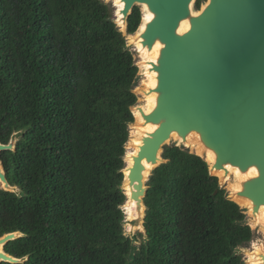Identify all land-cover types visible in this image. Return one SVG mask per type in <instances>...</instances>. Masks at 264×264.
Listing matches in <instances>:
<instances>
[{
	"label": "trees",
	"instance_id": "trees-1",
	"mask_svg": "<svg viewBox=\"0 0 264 264\" xmlns=\"http://www.w3.org/2000/svg\"><path fill=\"white\" fill-rule=\"evenodd\" d=\"M207 0H197L200 10ZM105 0H0V153L19 192L0 188L3 264H246L255 231L209 162L185 146L147 182L142 241L125 232L122 188L140 68Z\"/></svg>",
	"mask_w": 264,
	"mask_h": 264
},
{
	"label": "water",
	"instance_id": "water-1",
	"mask_svg": "<svg viewBox=\"0 0 264 264\" xmlns=\"http://www.w3.org/2000/svg\"><path fill=\"white\" fill-rule=\"evenodd\" d=\"M196 1L122 0L120 14L126 32L134 7L146 6L153 17L141 33V44L147 51L158 42L162 44L157 59L150 62L151 71L157 72V84L151 89L157 94L156 104L148 113L139 101L132 107L134 116L135 109H139L146 125L151 124L154 129L142 137L132 166L122 170V188L128 180L131 200L137 201L140 211L129 222L133 229L141 225V232H145L147 182L153 170L167 161L163 157L164 147L170 145L174 133L178 136L175 144L185 147L189 135L197 133L205 149L215 155L211 173L218 176L216 171L228 174L229 167L238 169L243 179L234 195L252 202L253 215L264 207V0H207L200 10L193 7ZM111 3L116 9L115 3ZM185 20H189L190 28L181 32ZM140 62L137 60L139 68ZM140 77L139 72L138 85ZM136 88L138 95L140 89ZM20 136L21 132L14 133L9 144L0 141V153L15 150ZM147 163L153 165L148 176ZM253 168L255 175L250 173ZM224 179L220 178L222 186ZM0 180V188L19 192L9 183L1 159ZM229 197L236 201L230 193ZM128 201L127 196L125 204ZM20 236L22 233L17 231L0 237V264L27 259L14 257L4 249L9 241Z\"/></svg>",
	"mask_w": 264,
	"mask_h": 264
},
{
	"label": "bare ground",
	"instance_id": "bare-ground-1",
	"mask_svg": "<svg viewBox=\"0 0 264 264\" xmlns=\"http://www.w3.org/2000/svg\"><path fill=\"white\" fill-rule=\"evenodd\" d=\"M111 2L115 3L116 6V13H117V21L119 26L124 30L125 34L126 32V24L125 21L122 19V15L120 14V10L123 8V2L122 0H110ZM144 7V14H143V24L141 25L140 29L132 35H128L131 39L137 38V50L140 54L141 59V67L143 71L146 70V76L147 81L144 82L143 86L139 87V92L142 94L143 97V104L141 107H143L145 112H150L155 104H156V98L157 94L151 89H153L157 84V72L151 71V63L152 61H155L160 53V50L162 48V44L158 42L154 48L151 51H147L145 48H143L141 44V33L145 29L146 23L153 17V14L150 13L146 6ZM190 28V22L189 20H185L182 22L180 31L185 32ZM135 122L131 124V131H130V139L126 145L127 152L125 156L126 160V166L131 167L133 164V156L136 155L139 151V146L142 144V137L146 135V133L152 131L154 129V126L151 124H147L144 122L142 113L139 111V109H135ZM173 138L177 139L178 136L176 133L173 134ZM185 145L192 149V151L202 155L205 157V159L209 162L210 165H213L215 162V155L212 151L206 150L204 145L200 142L199 135L195 132L191 133L189 137L187 138ZM147 170L145 172L146 176L149 175L151 169L153 168L152 164H146ZM229 173L226 174L224 170L216 171V174L221 178L224 179L225 186L227 187V184H229V193L231 196L244 208L246 209V213L250 216L251 225H253L254 228L261 226L264 230V207L261 208L260 212L257 215H253L252 212V202L244 197H237L234 194L239 190V182L243 179V177L240 175L238 169L229 167L228 168ZM250 173H253L254 175L257 173L256 169L253 168ZM128 174V171H127ZM235 175V179H232V175ZM0 184H3V182L0 180ZM124 189L127 193V196L129 197V201L125 204V213L128 219L127 226L129 227V230L131 228V223L129 221L134 220L135 218L140 215V211L137 210V201L131 200V191L132 187L128 184V180L124 183ZM144 211V205L142 206V212ZM133 229V226H132ZM137 229L143 230L142 226H137ZM136 229V230H137ZM264 250L257 248L253 252H250L248 254L249 256V262L251 264H264L263 256Z\"/></svg>",
	"mask_w": 264,
	"mask_h": 264
},
{
	"label": "rangeland",
	"instance_id": "rangeland-1",
	"mask_svg": "<svg viewBox=\"0 0 264 264\" xmlns=\"http://www.w3.org/2000/svg\"><path fill=\"white\" fill-rule=\"evenodd\" d=\"M193 7L195 8V3L193 4ZM141 9H142V11H144V7L143 6H141ZM195 10H197V9L195 8ZM127 39H128V43L133 48V51H135V53H136L135 56H136L138 62H140L142 58L140 57V54H139V52L137 50V43L135 42V39H131L128 35H127ZM140 76H141L140 77V83H139V85L137 87L143 86L144 85L143 83L147 81V76L145 75V73H144V71H143L141 66H140ZM138 95L140 97L139 98V103H143V97L144 96L142 94H140V93H138ZM130 129H131V126H130ZM173 143H178V140H176L175 138H172V140L170 141V144H173ZM190 150L192 151L191 148H190ZM150 172H152V171H150ZM235 177L236 176L233 174L232 175V179L234 180ZM0 187H2V184H0ZM225 188L228 190L229 189V184H227V187L225 186ZM250 220H251V218L248 215V222L251 225L252 221H250ZM251 227L255 231V236H254L253 240L249 244H247L245 247L238 248V253L242 254L243 259L246 262V264H251L249 262V256H248V254L250 252H253L257 248L264 250V230L262 229L261 226H258L256 228H254L253 225H251ZM136 229L137 228H135V229L130 228V230H129V227L127 226V223L125 224L126 233L134 239V243L136 245H139L141 243V241H142V238L139 236L140 233H141V230H139V229L136 230Z\"/></svg>",
	"mask_w": 264,
	"mask_h": 264
}]
</instances>
